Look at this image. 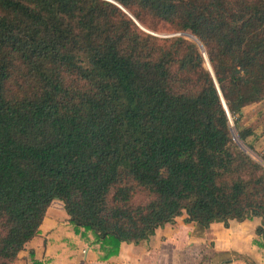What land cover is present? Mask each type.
I'll use <instances>...</instances> for the list:
<instances>
[{
	"label": "trees",
	"instance_id": "obj_1",
	"mask_svg": "<svg viewBox=\"0 0 264 264\" xmlns=\"http://www.w3.org/2000/svg\"><path fill=\"white\" fill-rule=\"evenodd\" d=\"M263 99L264 0H0V264L55 199L102 259L183 214L258 217L264 246V163L230 125Z\"/></svg>",
	"mask_w": 264,
	"mask_h": 264
},
{
	"label": "crops",
	"instance_id": "obj_2",
	"mask_svg": "<svg viewBox=\"0 0 264 264\" xmlns=\"http://www.w3.org/2000/svg\"><path fill=\"white\" fill-rule=\"evenodd\" d=\"M248 108L252 107H246L243 114ZM255 122L245 143L264 161V122ZM185 217L183 214L175 223L158 228L146 241L122 242L118 254L102 259L98 245L75 231L64 203L55 199L39 233L12 264H264V246L256 233L260 218L231 220L229 226L213 222L203 229L195 222H186Z\"/></svg>",
	"mask_w": 264,
	"mask_h": 264
},
{
	"label": "rangeland",
	"instance_id": "obj_3",
	"mask_svg": "<svg viewBox=\"0 0 264 264\" xmlns=\"http://www.w3.org/2000/svg\"><path fill=\"white\" fill-rule=\"evenodd\" d=\"M153 25L157 26L156 30H150V32H153L159 36H172V35H178L181 34L180 32H176L173 31V27L170 23L167 22H158L156 20H151ZM145 28V27H144ZM146 30H148L147 28H145ZM207 66H208V62H207ZM250 107L252 108H248L246 110V112L243 114L242 119H241V124L244 123H250V126L248 127H254V125H257L255 121H257V123H259L260 121H262V123L264 122V99L262 101H260L259 103L253 104ZM230 125L232 127L233 130V136L235 138V141L237 142L238 145H240L241 148H243L244 150H247L251 153V155L256 158V159H260L259 155H256L255 153H252L250 151V149L248 148V145L245 143V141H243L242 139H240L239 135H238V131L234 125V120L231 117L230 120ZM262 162L264 163V161L262 160ZM144 196H141V198Z\"/></svg>",
	"mask_w": 264,
	"mask_h": 264
},
{
	"label": "water",
	"instance_id": "obj_4",
	"mask_svg": "<svg viewBox=\"0 0 264 264\" xmlns=\"http://www.w3.org/2000/svg\"><path fill=\"white\" fill-rule=\"evenodd\" d=\"M120 5V4H119ZM121 6V5H120ZM124 10H126L123 6H121ZM136 21H137V19L128 11V10H126ZM138 22V21H137ZM139 23V22H138ZM139 25L142 27V28H144L140 23H139ZM145 29V28H144ZM185 35H187V36H189V37H191V38H193V39H195L196 41H198L199 42V44L201 45V49H202V51L204 52V55L206 56V51H205V48H204V46H203V44L199 41V39L195 36V35H193V34H191V33H189V32H183ZM207 57V56H206ZM207 62H208V67H209V69L211 70V72L213 73V70H212V66H211V64H210V62H209V60H207ZM214 75V74H213ZM222 95V94H221ZM222 97V101H223V104H224V106H225V108H226V110H227V112H228V115H230V113H229V109H228V106H227V104H226V101H225V99H224V97L223 96H221Z\"/></svg>",
	"mask_w": 264,
	"mask_h": 264
}]
</instances>
